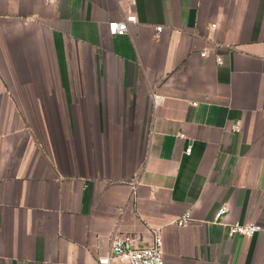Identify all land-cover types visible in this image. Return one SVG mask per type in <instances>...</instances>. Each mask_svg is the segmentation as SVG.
<instances>
[{
    "label": "crops",
    "instance_id": "0c3cea01",
    "mask_svg": "<svg viewBox=\"0 0 264 264\" xmlns=\"http://www.w3.org/2000/svg\"><path fill=\"white\" fill-rule=\"evenodd\" d=\"M234 222L264 227V0H0V264L157 231L166 264H264Z\"/></svg>",
    "mask_w": 264,
    "mask_h": 264
},
{
    "label": "built area",
    "instance_id": "2783aa9c",
    "mask_svg": "<svg viewBox=\"0 0 264 264\" xmlns=\"http://www.w3.org/2000/svg\"><path fill=\"white\" fill-rule=\"evenodd\" d=\"M47 3L54 4L59 0H45ZM137 21L136 15H128L125 18L111 20L108 23L109 33L112 36H119L126 34L130 30L131 24ZM162 26L157 27V31H162ZM202 56H207L208 51L201 53ZM220 61V58H217ZM164 99L163 96L153 94V102L158 106ZM234 131H239L238 124L233 125ZM187 148L186 152H190ZM136 195V187L131 198L134 199ZM227 210V206H222L217 213V217ZM192 221L190 211L185 212L178 220L179 225L190 223ZM264 229L262 224L258 222H234L229 225L228 234L230 236L244 235L252 237ZM99 264H166L165 255L163 251V238L159 231L154 235L153 240L146 246H139L135 243V239L128 235L116 234L111 240V251L108 255L102 256L98 260Z\"/></svg>",
    "mask_w": 264,
    "mask_h": 264
}]
</instances>
